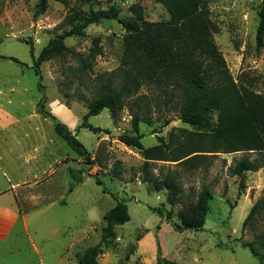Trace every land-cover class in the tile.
<instances>
[{"label":"rangeland","instance_id":"rangeland-1","mask_svg":"<svg viewBox=\"0 0 264 264\" xmlns=\"http://www.w3.org/2000/svg\"><path fill=\"white\" fill-rule=\"evenodd\" d=\"M39 2L0 0V128H7L0 132V162L4 160L0 190L11 181V185L33 181L21 184L17 193L39 250L37 254L26 236L11 238L0 242V264H39L40 258L55 264L66 247L67 264H80L85 250L101 242L104 214L117 201L127 204L131 220L116 228L117 236L109 240L108 247L102 245L99 264H144L136 251L146 229L156 230L162 220L173 228L181 225L180 213L197 203L204 186L212 193L204 228L164 232L165 247L158 243V251L160 247L162 257L166 256L164 264H264L245 247L253 244L258 253H264V211L244 226L253 205L264 197V167L255 173L246 172L243 178L230 175L237 161L254 160L256 154H200L180 164L150 162L146 174L141 152L118 140L120 135L132 134L130 106L136 97L116 115L104 110L90 118L92 126L109 130V134L78 130L88 104L97 99V78L116 72L119 85L117 70L127 33L118 21L92 24L85 36L66 39L68 50L50 57L36 75L30 43L37 58L50 40L71 30L65 19L74 12L80 14L77 25L89 10L111 5L121 9L122 18L133 19L130 7L139 4L149 22L167 21L169 14L160 0H48L47 11L36 17ZM199 3L209 15L215 43L238 87L249 99L260 97L264 101V46L258 49L256 42L263 0ZM96 39L100 40L102 54L91 69L78 73L80 60L88 57ZM3 57L16 58L26 65ZM155 90L143 88L138 95L154 98ZM37 109L50 112L55 122L76 134L90 158L75 152L56 134L55 122L43 118ZM151 116L152 125H140L145 148L157 145L159 137L169 142L174 134L180 136L181 130L197 131L174 110L153 106ZM213 119L216 123L217 114ZM69 169L81 174L84 182L75 184ZM166 176L174 177L180 186L174 204L169 202L164 186L157 191L152 184L143 183L146 177L162 183ZM97 179L102 185L96 183ZM153 208H160L163 217ZM168 213L171 220L166 218ZM52 230L58 235L53 236Z\"/></svg>","mask_w":264,"mask_h":264},{"label":"trees","instance_id":"trees-1","mask_svg":"<svg viewBox=\"0 0 264 264\" xmlns=\"http://www.w3.org/2000/svg\"><path fill=\"white\" fill-rule=\"evenodd\" d=\"M161 5L169 14L167 21L149 22L143 8L133 4L130 12L133 19L121 17V9L111 5L108 9L89 10L84 21L77 25L80 14L74 12L65 19L71 30L48 42L40 55L35 57V50L30 43V54L34 60L36 75L39 68L50 57L67 51L66 39L85 36L86 29L102 21H118L125 29L124 54L116 72L97 78L100 86H96L97 99L88 104V111L83 116L80 129H88L98 134L109 130L94 127L89 123L91 117L110 110L113 115L124 109L127 101L134 97L131 108L132 134H123L118 140L128 147L139 150L145 160L143 171L148 174L150 162L184 163L194 160L200 154H234L240 152L256 154L254 160L243 158L235 163L230 171L232 177L243 178L246 172H258L264 167V101L259 97L249 99L233 79L226 60L214 40V28L199 3V0H160ZM48 8V0H40L37 5L36 17L43 15ZM260 24L257 29V48L264 46V0L259 12ZM102 54L100 40L93 41L88 57L80 60L78 73L87 72L93 67L96 57ZM14 63L25 66L18 59L6 58ZM143 88L156 89V96H139ZM178 112L181 120L195 127L196 132L181 130L166 142L159 137L158 144L145 148L140 125H152V107ZM46 119L54 122L56 118L48 111L37 109ZM217 121L214 122V115ZM56 134L63 139L75 152L88 159L90 153L77 139L70 129L61 122H55ZM75 184L84 182L81 174L69 169ZM114 174H119L114 170ZM96 183L102 185L101 180ZM143 183H150L154 190L164 186L169 192V202L174 204L180 186L172 176H166L163 182L158 179L150 181L147 177ZM106 193V190H103ZM212 193L209 187L201 190L197 203L180 213L181 225H174L180 233L187 230L200 231L204 228L209 213ZM163 217L160 208H153ZM264 211V197L250 210L244 226L257 214ZM171 220V214H166ZM128 206L117 201L115 206L104 214L105 226L101 230V242L88 247L83 253L80 264H99L98 258L103 254L102 245L117 236L116 228L130 222ZM159 229V227H158ZM251 253L264 262V253H258L253 244L245 246ZM158 264L166 263L159 247ZM168 263V262H167Z\"/></svg>","mask_w":264,"mask_h":264},{"label":"crops","instance_id":"crops-1","mask_svg":"<svg viewBox=\"0 0 264 264\" xmlns=\"http://www.w3.org/2000/svg\"><path fill=\"white\" fill-rule=\"evenodd\" d=\"M7 131V128H0V132ZM35 150H37L35 148ZM20 157V156H19ZM34 158V156L30 157ZM28 158V159H30ZM1 162H4L2 160ZM0 162V169L2 168V164ZM47 175V174H46ZM45 175V176H46ZM35 181V180H34ZM33 181H26L17 183L15 185H11L12 181L9 182V185L5 190H0V242L9 241L14 237L16 239H20L21 237H28L31 241L32 246L37 254H39V250L36 248L33 239L31 237L29 231V219L27 213H25L21 209V204L19 202L18 197V188H20L23 183H32ZM11 186V187H10ZM2 191V192H1ZM159 229L157 230V228ZM156 228V230L146 229V233L140 237L138 240L137 251L139 253L138 258L142 259L144 264H158V243H161L162 248L165 247L163 244V235L164 232L170 231V229L175 230L170 224L164 222L163 220L160 222V225ZM155 231V232H154ZM176 231V230H175ZM53 236H57L58 232L52 230L50 232ZM73 242V239H72ZM72 242L69 245H73ZM165 249H163V252ZM165 254V252H164ZM166 256L164 255L163 258ZM68 256H67V247L64 250L62 256L57 259L55 264H67ZM39 264H48L47 259H39Z\"/></svg>","mask_w":264,"mask_h":264}]
</instances>
